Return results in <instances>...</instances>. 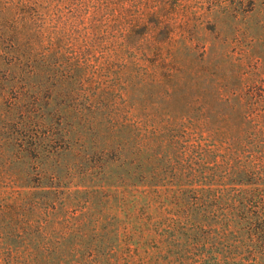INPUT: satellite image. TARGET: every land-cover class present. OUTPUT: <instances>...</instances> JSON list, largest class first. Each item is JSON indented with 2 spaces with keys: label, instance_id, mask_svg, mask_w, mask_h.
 <instances>
[{
  "label": "rangeland",
  "instance_id": "rangeland-1",
  "mask_svg": "<svg viewBox=\"0 0 264 264\" xmlns=\"http://www.w3.org/2000/svg\"><path fill=\"white\" fill-rule=\"evenodd\" d=\"M192 9L201 15L191 22L195 27L184 39L173 35V41H165L161 54L150 41L147 54H120L122 63L129 56L135 59L134 66L121 64L120 77L111 75L110 98L120 112L113 106L90 112L86 97L71 87L55 86L52 116L46 119L51 141H43L37 158L29 154L12 164L21 176L29 174L20 181L31 186L19 187L21 193L54 200L55 208L38 247L20 246L13 264H81L84 254L85 264H97L94 259L105 250L148 259L157 250L148 242L150 220L200 208L194 197L199 192L186 193L179 186L194 181L199 187L196 174L206 163L189 148L197 133L220 146L217 160L226 152L228 139H259L255 142L264 144V0H254L249 11L226 12L206 2ZM11 56L0 59V71ZM166 61L185 82L172 99L167 98L169 81L161 67ZM8 105L0 97V114ZM191 121L196 129L189 127ZM112 124L127 127L118 132L121 125L113 131ZM172 134L178 142L170 146ZM247 152L231 158L233 173L224 184L247 180ZM252 153L264 170V148L261 154ZM161 177L170 184L161 183ZM258 184L264 186V171ZM210 203L206 200V210ZM65 218L76 223L73 229L85 239L68 243L61 237L70 231L58 225Z\"/></svg>",
  "mask_w": 264,
  "mask_h": 264
},
{
  "label": "trees",
  "instance_id": "trees-1",
  "mask_svg": "<svg viewBox=\"0 0 264 264\" xmlns=\"http://www.w3.org/2000/svg\"><path fill=\"white\" fill-rule=\"evenodd\" d=\"M205 2L226 12L249 11L254 4V0H0V59L12 55L0 71V97L9 100L0 114V257L4 260L0 264H13V254L25 243L38 247V237L55 208L54 200L39 201L35 192L21 193L20 188L31 186L28 180L20 181L29 174L21 176L12 165L29 154L37 158L43 141H51L46 119L52 116L49 107L55 86L71 87L86 97L90 112L109 106L120 112L110 98L111 75L120 77L121 64L135 65L131 56L122 63L120 54H147L148 41L161 54L165 41H173V35L184 39L186 31L195 27L191 22L201 15L192 8H203ZM161 67L169 81L167 98L172 99L185 82L170 63L161 62ZM120 125L112 124L111 130L120 126L121 132L127 127ZM191 126L197 127L194 121ZM174 137L170 146L178 142ZM205 139L197 133L189 143L206 163L196 174L201 178L199 187L194 181L179 185L186 193L199 192L194 196L199 201L197 213L189 209L150 220L148 242L157 250L148 259L105 250L94 263L264 264V186L258 184L264 170L256 166L252 153H263V141L228 139L226 152L217 160L220 146L214 139L209 143ZM209 152H214L212 160H206ZM244 152L247 180L224 184L233 173L231 158ZM160 181L170 184L163 177ZM209 199L211 207L206 210ZM74 223L67 218L58 222L70 229L61 236L68 243L85 239V234L73 229ZM82 258L85 264V254Z\"/></svg>",
  "mask_w": 264,
  "mask_h": 264
}]
</instances>
